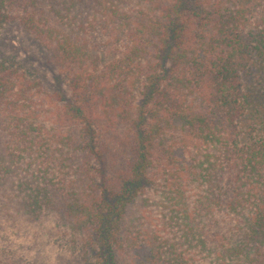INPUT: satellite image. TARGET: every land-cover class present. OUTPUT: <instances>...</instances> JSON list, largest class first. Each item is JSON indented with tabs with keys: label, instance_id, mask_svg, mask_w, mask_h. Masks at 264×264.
I'll list each match as a JSON object with an SVG mask.
<instances>
[{
	"label": "trees",
	"instance_id": "obj_1",
	"mask_svg": "<svg viewBox=\"0 0 264 264\" xmlns=\"http://www.w3.org/2000/svg\"><path fill=\"white\" fill-rule=\"evenodd\" d=\"M15 21L71 96L0 59V264L54 232L75 264H264V0H0Z\"/></svg>",
	"mask_w": 264,
	"mask_h": 264
},
{
	"label": "rangeland",
	"instance_id": "obj_2",
	"mask_svg": "<svg viewBox=\"0 0 264 264\" xmlns=\"http://www.w3.org/2000/svg\"><path fill=\"white\" fill-rule=\"evenodd\" d=\"M0 59L17 68L27 81L38 84L43 92L53 95L61 91L66 99L70 98L69 81L53 62L49 50L16 21L0 28ZM55 233L46 237L43 234L40 242L48 244L46 247L42 249L39 243L36 246L40 248L45 264H75L78 261L74 257L75 251L70 252L66 241L57 238Z\"/></svg>",
	"mask_w": 264,
	"mask_h": 264
}]
</instances>
